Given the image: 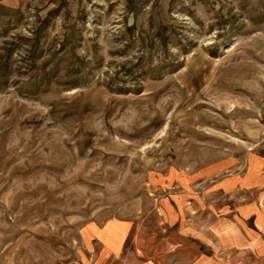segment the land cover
I'll use <instances>...</instances> for the list:
<instances>
[{"label":"rangeland","instance_id":"rangeland-1","mask_svg":"<svg viewBox=\"0 0 264 264\" xmlns=\"http://www.w3.org/2000/svg\"><path fill=\"white\" fill-rule=\"evenodd\" d=\"M261 158L264 0H0V264H87L111 219L262 207Z\"/></svg>","mask_w":264,"mask_h":264},{"label":"crops","instance_id":"crops-1","mask_svg":"<svg viewBox=\"0 0 264 264\" xmlns=\"http://www.w3.org/2000/svg\"><path fill=\"white\" fill-rule=\"evenodd\" d=\"M247 167V188L263 195L264 158ZM243 180L238 176L234 183ZM233 204L214 213L197 203V219L168 222L163 216L153 230L144 220L135 226L111 219L87 233L86 241H95L87 264H264V206L253 200L242 208Z\"/></svg>","mask_w":264,"mask_h":264}]
</instances>
